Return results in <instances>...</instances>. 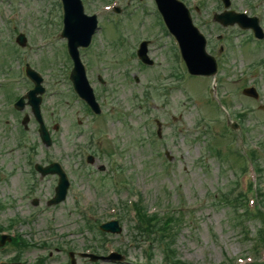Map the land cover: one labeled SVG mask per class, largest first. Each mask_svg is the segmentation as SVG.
<instances>
[{
    "label": "rangeland",
    "instance_id": "374dc122",
    "mask_svg": "<svg viewBox=\"0 0 264 264\" xmlns=\"http://www.w3.org/2000/svg\"><path fill=\"white\" fill-rule=\"evenodd\" d=\"M23 1L18 5L22 0H16L19 16L16 29L30 28L32 33L28 38L31 41L44 37V33L46 39L32 43L37 49L28 46L21 47L26 48L22 50L13 45L15 24L6 26L14 8L8 0H0V27L5 28L0 33V55L3 56H0V75L22 73L20 64L27 58L31 65L42 70L46 89L41 111L53 143L49 147L41 143L28 105L22 110L8 109V99L18 95L30 82H18L17 78L11 83L0 84V104L6 102L5 109L0 105V202L5 205L0 208V222L6 225L9 219L16 218L18 222L13 230L26 242V246H21L19 261L10 259L18 251L20 241L1 246L0 264H35L40 257L42 264H68V251L74 252L76 264H94L77 253L91 246L104 250L105 240L106 252L123 250L124 261L97 264H144V250L131 243L135 221L126 216L124 206V202L137 200L138 196L148 211L161 212L159 208L167 204L185 209L195 204V208H191L193 212L185 213L181 228L174 231V246L181 261L242 264L239 257L253 252L252 237L260 221L245 218L246 233H243L240 224L234 223L236 218L232 220L229 216L228 208L217 203L218 191L226 192L234 186L242 161L220 158L211 147H219L226 154L229 143L242 152L256 146L259 174L256 178L254 172L247 171L246 176L264 189V112L257 108L259 102L264 103V67L259 64L264 56V38L253 40L248 32H239L237 27L225 29L229 38L238 32V39L230 40L234 42L233 56L238 60H234L232 53L222 60L216 94L210 90L208 78L187 74L183 65L176 61L177 50L161 37L166 28L151 6L152 0H146L147 5L140 9L138 0H118L107 2L108 5L103 3L105 0H85V12L97 10L101 24L96 39L93 38L95 47L81 52L88 67L87 78L105 112L96 117L71 95L69 72L66 73L70 59L59 34L61 20L54 18L44 33V29H37L46 27L49 0ZM112 4L122 7V14L109 11ZM216 5V0H210L198 13L192 12L208 35L221 27L204 25L206 13L203 9L209 11ZM233 5L249 14L256 11L264 24V0H234ZM127 7L129 9L125 10ZM134 9L137 13L130 16ZM109 15L114 18L112 21L124 20V24L112 30L114 26L108 25L106 19ZM145 36L153 40L149 45V55L155 61L152 67H139L136 56L131 55V44L137 40L138 44ZM44 44L47 46L41 48ZM114 46L130 50L129 59ZM214 48L213 42L207 45L210 52ZM8 50H18L20 60L18 54L6 56L10 55ZM4 58L8 61L2 66ZM42 59L48 60L47 66ZM249 62L255 65L248 73L252 77L236 80L248 70ZM177 70L184 75L182 81L170 74ZM97 75L106 82L100 83ZM250 82L258 89L257 100L236 92L240 84ZM157 84L160 89L149 87ZM9 92L13 93L6 98ZM244 107L249 112L241 125L232 129L226 138L221 137V131L228 130L224 112L229 111L233 118ZM24 113L30 116L27 129L21 124ZM155 120L161 123L159 137L155 134ZM54 122L59 123L55 131ZM97 132L101 133L100 137L94 136ZM260 144L263 146L258 147ZM108 148L113 152L111 157L103 151ZM88 153L94 156L93 163L86 162ZM49 160H57L69 179L66 198L55 205H47V200L53 195L57 176L50 174L40 178L33 169L34 162L45 164ZM101 165L103 170L99 169ZM34 198L36 205L32 203ZM155 204L158 206L154 209ZM240 212L241 209L235 214ZM114 213L121 215L119 219L111 217ZM110 218L117 219L120 232L100 233L93 227V223ZM13 232L3 233L11 235ZM161 257V251L156 249L149 261L163 264Z\"/></svg>",
    "mask_w": 264,
    "mask_h": 264
},
{
    "label": "water",
    "instance_id": "95a60500",
    "mask_svg": "<svg viewBox=\"0 0 264 264\" xmlns=\"http://www.w3.org/2000/svg\"><path fill=\"white\" fill-rule=\"evenodd\" d=\"M63 1H64L65 18H66V26L64 29V33L70 35V33L72 32L71 30L74 27L75 23L76 25L81 23L83 24V22L86 21L87 19L90 21L88 23L90 28L94 25V21L91 17H86L82 14V6L80 0H63ZM156 1L159 9L164 15V19L166 20L168 26H170L171 29L180 36L188 34V38L184 41L183 45L181 46L183 49L182 51H184L183 54L190 71L195 73H204L203 41L202 40L200 42L195 41L197 35L191 26V22L187 10L180 2L176 0H156ZM80 33L83 34L82 30H80ZM85 42H86V38L84 41L81 42V44H85ZM69 52L74 59L77 58L76 45L74 42L69 44ZM71 76L74 82L75 89L84 99H86L95 108L91 90L87 85L84 74L79 64H77L76 68L72 71ZM34 93L35 90L31 91L28 94V96L30 98V103L32 105L33 111L35 115L38 117L39 98H36L34 96ZM40 132L42 138L46 139L47 133L43 129L42 123L40 126ZM38 169H40L42 174H45L47 172H54L56 170L59 172L60 177H59L58 185L56 187V195L51 200V202H57L58 200L62 199V197L65 194V189L67 186V182L64 178V174L60 170H58V168L54 164L49 165L45 168L38 167ZM102 227L105 229L118 230L116 225L109 227L108 224H106L103 225ZM1 243L2 241L0 242V244ZM91 257L95 258L94 256Z\"/></svg>",
    "mask_w": 264,
    "mask_h": 264
},
{
    "label": "trees",
    "instance_id": "16d2710c",
    "mask_svg": "<svg viewBox=\"0 0 264 264\" xmlns=\"http://www.w3.org/2000/svg\"><path fill=\"white\" fill-rule=\"evenodd\" d=\"M238 196H239V197H236V200H237L238 202H242V199H241V197H240V194H239ZM242 204H243V203H242ZM247 211H248V210H247ZM247 211L245 210V213H243V214H241V215H239V216L237 217V220H238L239 222L241 221V218H242V217L247 216V215L249 214V212H248V214H247ZM151 218H152V219H151ZM149 219L153 220V223L156 222V224H157L158 222H166V221L173 220V219H174V220H178L177 217H173L172 215H169V216L163 218V217H159V216L148 217V216H145L144 213H142L141 216H140V221H141V222H148ZM151 220H150V221H151ZM236 222H237V221H236ZM239 222H238V223H239ZM159 227H162V226H161V225H152V228L154 229L153 231L158 230ZM263 230H264V229H262V227H261V228H258L256 234L258 235V233H259V234H260V233H263ZM163 237L166 238V239H169V235H168L167 233H165V234L163 235ZM164 246H165L166 249H170V244H169L168 241H164ZM170 251L173 253V249H172V248L170 249ZM172 264H181V263H180L178 260L175 259V260H173Z\"/></svg>",
    "mask_w": 264,
    "mask_h": 264
}]
</instances>
